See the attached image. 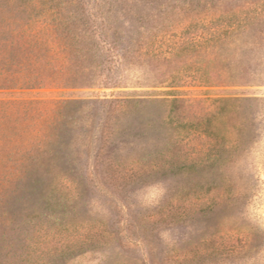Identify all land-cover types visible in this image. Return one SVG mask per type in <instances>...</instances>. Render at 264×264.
Here are the masks:
<instances>
[{"label":"rangeland","instance_id":"1","mask_svg":"<svg viewBox=\"0 0 264 264\" xmlns=\"http://www.w3.org/2000/svg\"><path fill=\"white\" fill-rule=\"evenodd\" d=\"M257 1L85 0L98 41L111 48L99 73L109 81L152 78L153 63L127 52L137 48L147 29L164 32ZM110 3L117 14L109 12ZM17 6L15 0H0L4 46L9 31L17 28L9 26V13L24 16ZM108 14L117 21L107 23ZM146 14L161 17L152 27L141 18ZM216 26L193 24L187 30L190 35ZM263 58L264 52L252 57L257 62ZM184 89L182 96L196 101L172 112L168 103L118 105L128 91L149 87L98 84L65 93H23L82 101L72 124L65 121L53 129L58 137L49 145L55 160L48 171L23 165L25 145L19 149L14 139L3 138L0 264H264V104L256 121L245 122L240 133L223 141L229 144L240 136L237 149L209 151L210 137L188 128L187 137L175 138L167 150L166 142L176 134L175 122H166L168 115L194 120L207 113L200 102L207 94L199 87ZM223 92L209 91L212 96ZM228 93L264 97V83ZM180 164L185 166L179 171L175 166Z\"/></svg>","mask_w":264,"mask_h":264},{"label":"trees","instance_id":"2","mask_svg":"<svg viewBox=\"0 0 264 264\" xmlns=\"http://www.w3.org/2000/svg\"><path fill=\"white\" fill-rule=\"evenodd\" d=\"M15 2L22 7L17 6L20 9L18 13L22 12L24 16L9 13V26L17 25V28L9 31L5 46L0 39L3 47L0 48V144L4 137H9V140L14 139L19 149L25 145L20 161L35 171H48L53 167L55 157L49 145L58 137V132L53 129L72 124L73 112L82 100L23 96L27 91L57 89L65 93L98 84L149 87L151 90L128 91L129 97L117 101L118 105L139 108L147 103H168L172 112L178 105L196 101L182 96L185 87L201 88L200 91L207 94L200 100L206 115L194 120H175L174 116L168 115L166 122H175L172 126L176 134L166 142L167 150L174 147L175 138L187 137L188 128L210 137L209 151L237 149L243 142L240 136L229 144L223 141L240 133L238 129L245 122L253 123L258 119L256 111L264 104V97L228 91L264 83V58L262 62L252 59L254 52H264V0L249 2L237 10L216 16L192 19L185 26H168L164 32L147 29L149 35H140L136 41L137 48L127 52L132 51V57L151 61L153 74L152 78L134 82L125 81L122 77H111L109 81L99 73L103 55L111 48H105L98 41L99 32L91 24L94 22L85 0ZM115 6L110 3L109 12L117 14ZM115 17L108 14L107 23L116 22ZM160 17L159 14H146L141 18L153 27ZM213 22L218 26L202 28L203 31L189 35V26ZM127 52L123 53L125 57H128ZM213 89L225 92L212 96L209 91ZM184 166L175 167L180 171Z\"/></svg>","mask_w":264,"mask_h":264}]
</instances>
